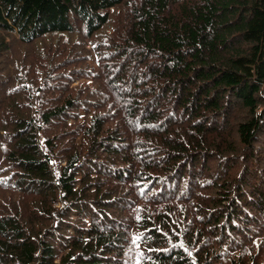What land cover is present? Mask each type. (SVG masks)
<instances>
[{
  "label": "trees",
  "instance_id": "obj_1",
  "mask_svg": "<svg viewBox=\"0 0 264 264\" xmlns=\"http://www.w3.org/2000/svg\"><path fill=\"white\" fill-rule=\"evenodd\" d=\"M0 264H264V0H0Z\"/></svg>",
  "mask_w": 264,
  "mask_h": 264
},
{
  "label": "rangeland",
  "instance_id": "obj_2",
  "mask_svg": "<svg viewBox=\"0 0 264 264\" xmlns=\"http://www.w3.org/2000/svg\"><path fill=\"white\" fill-rule=\"evenodd\" d=\"M113 10V9H112ZM88 46H90V43H88ZM88 118H89V116H88Z\"/></svg>",
  "mask_w": 264,
  "mask_h": 264
}]
</instances>
